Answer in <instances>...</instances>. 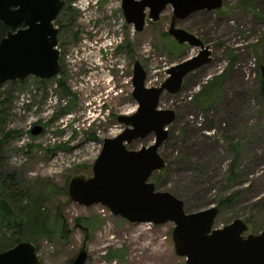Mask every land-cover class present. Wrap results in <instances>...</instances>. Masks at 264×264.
<instances>
[{"label":"rangeland","instance_id":"1","mask_svg":"<svg viewBox=\"0 0 264 264\" xmlns=\"http://www.w3.org/2000/svg\"><path fill=\"white\" fill-rule=\"evenodd\" d=\"M76 1L82 6L83 13L88 8L87 14L77 17L80 29L87 28L89 33L93 21H96L94 27L97 29L103 25L105 30L109 24L113 25L112 21L122 27V0H100L99 9L96 4L88 6L86 0ZM250 1L254 9L247 8L246 1L224 0L219 11L197 12L179 22V28L195 34L210 47L213 60L190 74L180 93L162 96L160 108L174 109L177 119L169 127V138L160 149L167 163L166 173L159 183L153 177L151 179L157 190L171 192L184 200L189 213L209 209L220 199L240 192L233 204L219 211L215 228H223L236 219L246 222L250 219L254 224H248L246 235L258 234L264 229V93L259 79V71L261 73L264 66V0ZM172 16L173 10L169 6L158 22L147 20L144 31L134 36L136 54L147 72L146 86L149 88L160 86L172 65L199 52L189 45H180L169 36ZM108 18L111 21H107ZM89 19L92 21L88 23ZM82 39L81 48L85 46L84 35ZM75 51L67 58L62 52V59L67 61L73 74L69 85L75 97L73 103L70 100L73 112L64 117L63 123L58 112L62 111L68 98L55 92L53 81L40 87L36 78L30 77L26 85L6 82L1 89L13 97L10 106L13 116L4 127L15 131L16 135L7 144L10 151L7 161L11 167L22 170L26 182L29 181L34 190V200L28 201L27 206L36 209L35 213L41 212L45 228L60 233L62 222H65V229L71 231V235H65L67 242L60 239L63 243L59 242V234L47 238L43 233L38 237L41 264H69L83 248L88 253L86 264H185L186 259L174 250L173 223L159 226L131 224L104 206L84 207L70 199L68 186L71 180L79 175L91 177L104 140L122 132L124 127L118 123V116L137 110L130 84H123L119 90L121 101L113 103L112 91L107 90L110 87L108 77L99 83L94 80L98 74L86 80L89 75L84 77L82 53ZM169 51H175V54L170 55ZM95 56H98L97 52ZM95 56L87 58L90 60ZM231 56L236 57L233 65L230 64ZM121 65L124 71L125 62ZM222 69L227 76L224 94L218 102L221 106L218 111L200 110L195 104L197 94L207 82L221 75ZM216 87L217 84L212 83L201 100L205 101L208 96L212 98ZM102 105L105 119L89 126L85 120L88 111L92 108V113L99 114ZM53 115L56 117L54 122ZM39 122L47 126V131L33 137L31 130ZM65 124L68 134L63 129ZM61 133L65 135L60 136ZM153 141L151 135L129 148L138 150ZM58 142L64 145V150L55 152L52 146ZM25 184L26 190H31L30 185ZM26 223L28 226L22 228L25 231L22 234L30 237L31 226L37 222L32 218ZM11 233L0 219V239L10 238L8 234ZM13 241L4 240L0 248L6 244L10 246Z\"/></svg>","mask_w":264,"mask_h":264},{"label":"water","instance_id":"2","mask_svg":"<svg viewBox=\"0 0 264 264\" xmlns=\"http://www.w3.org/2000/svg\"><path fill=\"white\" fill-rule=\"evenodd\" d=\"M65 5L64 0H0V22L11 29L0 41V85L30 77L46 81L58 75L60 53L54 22ZM223 5L224 0H122L125 20L138 33L144 31L147 18L158 22L170 6V37L199 52L168 68L166 80L158 87L146 86L147 72L140 61L135 62L132 97L137 110L118 117L122 132L104 140L91 177H74L68 195L84 207L104 206L131 224L173 223L174 250L186 259L185 264H264V229L246 235L249 225L242 219L215 228L216 206L189 213L183 200L157 190L151 181L155 173L166 169L160 149L177 119L174 109L160 108L162 96L180 93L185 79L213 60L210 47L178 24L197 12L219 11ZM261 74L264 78V66ZM41 130L35 126L32 134L38 136ZM151 135L153 144L129 148ZM87 258L83 248L72 264H86ZM0 264H41V260L33 243L21 242L0 253Z\"/></svg>","mask_w":264,"mask_h":264},{"label":"flooded vegetation","instance_id":"3","mask_svg":"<svg viewBox=\"0 0 264 264\" xmlns=\"http://www.w3.org/2000/svg\"><path fill=\"white\" fill-rule=\"evenodd\" d=\"M64 1L66 2V5L61 10L57 20L54 22V26L58 29L57 49L60 53V59H59L60 71L57 76L47 81V82L53 81L55 85L54 87L57 89L55 92L59 93L61 97L64 96V99L68 98L65 100V103H63L64 105L62 107L63 108L62 111L58 112L59 116L63 118L61 119L62 123L64 122V117L67 118L68 116L72 114L73 109H72L71 103H73V100L75 98L73 95L65 96L63 93V88L61 87V84H63L65 88L70 90L69 83L70 81H72V75H73L71 70L69 69V66L67 65V61L66 60L63 61L62 59L63 58L62 52H64L65 54L64 57L66 58L72 56L73 51L75 49H76L75 51L76 54L82 53L80 59L82 60V62H84L85 70H86L85 71L86 74L84 77L89 75L88 77H86V80L89 81L91 80V77H90L91 75L94 76L98 74V76H95L94 80L95 82L98 81L99 83L101 82V80L106 79L108 77L107 81L110 87L107 90L112 91V95L114 96L113 103H119L121 101L122 99V97L120 96L121 91L119 90H122L123 84H126V86L130 84L131 88H133V81H132L133 80V68H134L135 62L139 61L137 54H136L137 53L136 52L137 51L136 50L137 41H135V37H134L135 35L138 34V32H136L133 25H129L126 22L123 11H122V4H121V12H122L123 20H124L122 27L120 24L117 25L116 21H112L113 25L109 24V26H107L105 30L102 29L103 25H100L97 29L94 27V25L96 24V21H93V26H89L90 28H89V33H88L87 28L80 29V27L77 26V17H80V14H81V17L87 14L88 8L83 13L82 6L78 5L79 4L78 1L76 0H64ZM99 2L100 0H98V3L96 2V0L93 3L88 2V6H90V4H96L97 9H99L98 7ZM116 18L118 20V16ZM147 20H150V19L147 18ZM91 21L92 19H89V21L87 22L89 23ZM107 21H111V19L108 18ZM82 35L85 36L86 40L84 39L85 46L81 48L82 41H83ZM87 37H88V40H87ZM66 42H70V44H67ZM94 50H98V51H94ZM96 52L98 53V56H95ZM89 56L91 57L95 56V57L90 59L91 60L90 61L87 58ZM122 62H125L124 71H122V65H121ZM103 84L104 82L102 83V85ZM102 87H103L104 92H106L105 87L104 86ZM70 100H71V103H70ZM52 117H53L52 122H54L56 117L55 115H53ZM52 117L50 118L52 119ZM9 121L10 120H8L7 122ZM35 126H39L42 129L41 133L38 136H41L46 133L47 126L43 125L40 122ZM67 126H68L67 124L63 126L65 133H66L65 128H67ZM32 130H31V134H32ZM7 131H11V130L6 128V132ZM65 133H61L60 136L65 135ZM66 134H68V132ZM15 135L16 134H14L12 138L10 137L6 142H4V144L2 145V150H0V179H3V180H0V184H2V187L5 193L9 194V197H11V200H13L11 201L8 198H6L7 200L5 199V201L8 202L9 206L12 205V203L14 202L15 203L20 202L22 199L26 200V202L29 201L30 203H32V200H34L33 198L34 190H32L31 183L29 181L26 182V179L24 178L21 169L17 170L11 167L7 161V154L10 152L8 150L7 144H9V142L15 137ZM32 136L38 137V136H34L33 134ZM52 147H54L53 150L55 152L64 150L63 149L64 145H61L60 142L55 143ZM5 181H6V184H4ZM25 183L30 185L31 190H26ZM13 209L15 210V208ZM37 215H39L40 219H42L41 212L36 211V216ZM56 216L58 215L56 214ZM57 218L61 219L60 216H58ZM41 225H42V222L40 223L39 228L36 227L35 231H33V227L31 226V232H34L35 234L33 237L35 243L33 244L37 247V252H38V244H39L38 237L39 236L42 237L44 235L42 232L44 229L42 228ZM27 226H28L27 223L25 221H22L21 227L26 228ZM65 226H66L65 222H62V228H61L60 233H57V231L59 232V230H53L50 228L49 229L46 228L45 236H47L48 238V237L57 236L59 234V242L63 243L62 242L63 240L67 242L68 239H66L65 235H71V231L65 229ZM72 263H73V260L71 264Z\"/></svg>","mask_w":264,"mask_h":264},{"label":"trees","instance_id":"4","mask_svg":"<svg viewBox=\"0 0 264 264\" xmlns=\"http://www.w3.org/2000/svg\"><path fill=\"white\" fill-rule=\"evenodd\" d=\"M242 1H246L247 2V8H251L254 9V6L252 4V2L250 0H242ZM11 31L10 28L6 27L2 22H0V41L5 38L7 36V34ZM169 34V33H168ZM170 36V35H169ZM170 55L171 54H175V51H169ZM236 62V57L231 56V65L235 64ZM260 86H261V92L264 93V78L262 77V74L260 73ZM227 76V72H223V74L214 77L213 80L207 82L199 91V93L197 94L195 101L197 103L196 106L202 110V111H210V110H216L218 111V107L221 106L222 103H218L219 100L222 98L223 94H224V87H225V79ZM36 80L39 83V86L41 87V85H44L45 83H47L48 80L46 81H41L39 79L36 78ZM28 79L24 80V81H14L12 82L14 85H26ZM212 83H216L217 87L216 90L213 92V97H207L206 99H204L205 101L201 100V96L204 95L206 93V90L210 88ZM6 83L0 85V150H2V145L4 144V142H6L10 137L12 138L14 136L15 131H7L6 132V128L4 126H6V122L8 120H10V118L13 116L12 115V110L11 107L12 106V102H13V97L11 96V93H3L1 92L2 87L5 85ZM61 87L63 88V93L65 96H70L73 95L69 89L65 88L63 86V84H61ZM220 105V106H219ZM202 127V125H200V128ZM227 139V138H226ZM166 161V160H165ZM167 166V163H166ZM166 173V169L163 172H158L155 173L153 175V180L156 183H159V181L162 179L163 174ZM3 180V179H0ZM6 184V181L5 183ZM175 195V194H174ZM240 192L234 193L232 195H229L228 197H224L222 199L219 200V202L217 203V208L219 209V211H221L224 207L229 206L231 204H233V202L239 197ZM176 197L179 198V196L175 195ZM8 198L9 200H11V197H9V194H6L2 184H0V219L1 221H3V225L5 226V228H7L8 230L12 231L11 234H8V236L10 238L6 239V236H4V239H0V247L1 244L2 246L3 241L4 240H10L13 241V239L15 238V240L13 241V244H11L10 246H8V244H6L5 247L0 248V253L9 250L10 248L16 246L17 244L21 243V242H34V232H31L32 235L30 237H26L25 234H22V227H21V223L22 221H27V220H34V222H37V224L35 223V225L37 227H40V223L42 222V228L43 233L46 232V224L45 221H43L44 219H40V216L37 215L35 213V210H33V208L31 209L30 207L27 206L26 200H21L18 203H12V205L9 206L8 202L5 201V199ZM181 199V198H180ZM7 200V199H6ZM13 201V200H11ZM184 201V200H183ZM185 203V201H184ZM186 206V203H185ZM15 208V210L13 209ZM197 208V207H196ZM42 220V221H41ZM77 222H79V219L77 220ZM248 224L253 225L254 223L249 219V221H247ZM33 224V231L36 230V226ZM13 238V239H12ZM111 256V255H110ZM111 257H119L118 255H112ZM72 260L70 261L69 264H71Z\"/></svg>","mask_w":264,"mask_h":264},{"label":"built area","instance_id":"5","mask_svg":"<svg viewBox=\"0 0 264 264\" xmlns=\"http://www.w3.org/2000/svg\"><path fill=\"white\" fill-rule=\"evenodd\" d=\"M226 65H227V62H226ZM253 66H255V63L253 64ZM223 72H224V70L222 69L219 71V74H222ZM102 103H105V101H103ZM103 105L101 108H99V111L101 110V112L99 114L96 111L94 113H92L91 112L92 108H90V110L88 111V115L86 116V119H85L89 126H91L93 123L101 122L102 120L105 119V117L102 116Z\"/></svg>","mask_w":264,"mask_h":264}]
</instances>
